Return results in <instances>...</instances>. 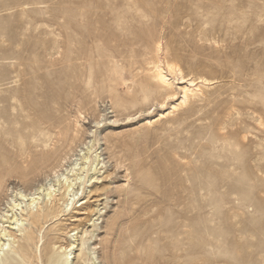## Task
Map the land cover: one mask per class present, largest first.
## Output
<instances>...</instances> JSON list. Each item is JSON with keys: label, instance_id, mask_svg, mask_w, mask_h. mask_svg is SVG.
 <instances>
[{"label": "rangeland", "instance_id": "374dc122", "mask_svg": "<svg viewBox=\"0 0 264 264\" xmlns=\"http://www.w3.org/2000/svg\"><path fill=\"white\" fill-rule=\"evenodd\" d=\"M159 59L202 93L173 109ZM91 147L90 212L43 242L88 230L99 264H264V0H0V205L61 173L81 188Z\"/></svg>", "mask_w": 264, "mask_h": 264}, {"label": "bare ground", "instance_id": "6f19581e", "mask_svg": "<svg viewBox=\"0 0 264 264\" xmlns=\"http://www.w3.org/2000/svg\"><path fill=\"white\" fill-rule=\"evenodd\" d=\"M157 50L160 54L161 47H158ZM170 73L176 74L177 79H180L178 83H180L179 89L182 94L181 101L174 103L173 109L186 104L191 98L201 94L203 87L208 82L206 78H202L200 81H196L195 78H187L177 64L167 63L164 67L159 59L153 65L151 75L158 84L171 91L168 93V97L172 98H176L177 87L170 77ZM79 160L82 162H79ZM102 162L101 155L96 150L93 151L92 147L84 152L80 159H76V166L69 171H75L79 168L81 171L85 170L87 173L83 172L88 177L87 181L81 182L82 187H79V189H75L76 179L79 176L74 177L71 175V177H74L71 178L68 176L70 172L56 175L57 186L55 183L50 182L47 187L41 186L31 193H25L21 189L14 190L10 186L6 187L5 202L3 206L0 205V264H99L96 250L90 247L89 244L92 237L88 236L90 233L88 230L80 235V243L78 244H76L77 240L71 239H69L68 245H64L62 242L59 244V240L49 239L47 242H43V240L46 224L52 221L48 234L50 231L61 230V228H57V222H59L61 216L67 215L66 213L70 209H77V206H73L79 201H82L80 206H83L80 209L86 210L84 213L87 214L90 212L91 207L88 204V199H84L85 196L78 199V201L75 200L80 196V191H82V194L86 193V195L92 191L86 192L87 185L85 186V184L101 182L96 174ZM23 168L22 173L19 175L26 177L28 170L27 167ZM1 172L2 170H0V192L3 191L6 175L10 177L13 175L10 171L6 175H1ZM80 180L78 179V181ZM97 210L100 211L99 208ZM71 217L76 216L71 215ZM65 231L64 228L62 233H65ZM72 231L74 233H71ZM78 233L75 230L66 231L69 238H77ZM59 238H61V235H59ZM47 249H49V253L46 252Z\"/></svg>", "mask_w": 264, "mask_h": 264}]
</instances>
